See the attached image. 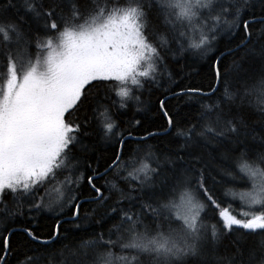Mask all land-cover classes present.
<instances>
[{"label":"snow or ice","instance_id":"snow-or-ice-1","mask_svg":"<svg viewBox=\"0 0 264 264\" xmlns=\"http://www.w3.org/2000/svg\"><path fill=\"white\" fill-rule=\"evenodd\" d=\"M221 38L214 84L165 88L199 105L195 121L181 123L165 95L162 131L137 134L135 117L121 127L130 101L143 111L144 92L179 84L180 58H206ZM0 67V264L15 253L16 264H264V0H0ZM100 86L111 95L91 122L70 120ZM169 129L165 149L149 142ZM91 136L109 161L84 159ZM41 211L57 214L47 238L29 223ZM66 211L102 230L57 252Z\"/></svg>","mask_w":264,"mask_h":264},{"label":"trees","instance_id":"trees-1","mask_svg":"<svg viewBox=\"0 0 264 264\" xmlns=\"http://www.w3.org/2000/svg\"><path fill=\"white\" fill-rule=\"evenodd\" d=\"M104 0H101V3H103ZM123 2V0H121ZM155 23V22H154ZM160 25H156V28L158 29ZM228 47V40L227 38H221V40L217 43L216 49L213 52H210L206 58H199L196 56H191V54H188V58H180L179 60V66H182L184 68L183 73L177 75L175 78L179 81V84H170L167 81V78H164L161 80V84L163 87H157L153 88L151 92H144L141 95V101H142V107L143 111L137 112L135 111L136 108V102L130 101L129 102V108L126 111H122L120 113H117V119L121 122V127H126V121L135 117L136 119L141 120V126L136 128L134 131L139 135L146 134L147 131H162L166 125L165 118L163 117L162 113L159 110V100L164 99L165 95H168L169 98L166 100V106L169 109L170 113L174 116H178L181 123H184L188 120L195 121L196 117L198 116V109L199 105L197 104H186L183 99H177L170 96V93L165 92V88H172L176 91H179L181 87H190V86H197L202 87L205 90L209 88L210 85L214 84L213 79V73L211 71V62L213 59L219 55L220 51H226ZM33 53L35 54V49L33 48ZM233 58L231 56L225 57L223 63L225 66V69H228L232 65ZM169 65L175 72L178 65L176 61H173L171 58H169ZM2 67H0V71H2ZM2 82V79H0V84ZM223 89L221 88V92ZM90 92V103L85 108L82 109L79 112L73 113L71 117H69L70 120H79L82 121L84 116L87 115L89 118V121L91 122L92 119V109L96 101L102 100L104 96L111 95L108 93L107 88L104 86L100 87H93L89 90ZM115 112V108L113 109ZM95 127L94 124L89 128V131H94ZM169 133L171 135H161L155 138H150L149 142L152 143L154 146L160 149H165L168 146V142L170 139L175 137V130L169 129ZM87 142L94 144L96 147L95 152H91L88 154L87 157H84V159L88 160H94L97 157L101 158V162L109 161L113 154V149L111 147L106 146L102 142H98L96 136H91L88 138H85ZM176 139H179L178 137ZM135 144H129V149L135 148ZM75 154L78 156H82V154L79 152V149L77 148L75 150ZM83 170V166H82ZM88 173L85 172V175ZM61 179L63 176L60 177ZM102 183V181H101ZM230 187H235L237 190H241L243 187L242 184L237 183L236 185H229ZM217 198L220 200L222 205L227 206L229 203L230 198H226L224 196L225 191V185L224 184H217L215 187ZM233 211H239L240 210V204L239 201H235L232 203ZM34 219L31 220L30 226L33 227L37 233L47 238L53 228V225L55 223V220L57 218V214L54 212H47V211H41L38 214H33ZM210 216H213L214 213L210 212ZM63 223H62V229L65 230L63 236L59 241H57L54 245L55 250L59 252L60 250L64 249V246L67 245L69 247L74 246L78 243V237L85 235V233H91L93 231H100L102 230L98 224L95 223V219L89 222H83L80 221L81 224L80 228L75 227V224L69 219V212H65L62 216L59 217ZM17 227L20 225L17 224ZM111 225H105V228L103 230H106ZM4 225L0 224V229H3ZM13 248L14 250L17 248V246H20L21 249H23L24 246V237L22 235H16L13 237ZM228 244V241L225 240L224 244L220 247V253H225V245ZM115 251L119 252V249H116ZM18 253H15L13 255H10L7 257L8 264H16V256Z\"/></svg>","mask_w":264,"mask_h":264},{"label":"rangeland","instance_id":"rangeland-1","mask_svg":"<svg viewBox=\"0 0 264 264\" xmlns=\"http://www.w3.org/2000/svg\"><path fill=\"white\" fill-rule=\"evenodd\" d=\"M41 55H45L46 53H44V52H42V53H40ZM3 86V81L1 82V84H0V87H2Z\"/></svg>","mask_w":264,"mask_h":264}]
</instances>
